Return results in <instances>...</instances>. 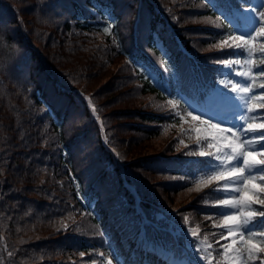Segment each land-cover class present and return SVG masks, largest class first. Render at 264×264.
Listing matches in <instances>:
<instances>
[{"label": "trees", "instance_id": "16d2710c", "mask_svg": "<svg viewBox=\"0 0 264 264\" xmlns=\"http://www.w3.org/2000/svg\"><path fill=\"white\" fill-rule=\"evenodd\" d=\"M252 1L0 0V264H228V173L188 101L242 56ZM255 10L252 242L237 264H264V0Z\"/></svg>", "mask_w": 264, "mask_h": 264}, {"label": "rangeland", "instance_id": "374dc122", "mask_svg": "<svg viewBox=\"0 0 264 264\" xmlns=\"http://www.w3.org/2000/svg\"><path fill=\"white\" fill-rule=\"evenodd\" d=\"M257 1L255 0L250 8L242 15L239 32L242 35L252 29V21L256 17L254 7ZM250 50L247 51L246 58L243 62L238 63L237 70L231 71L229 64L226 67L229 68V77H223L219 81V85H222L224 81L231 82L236 80L238 82L233 83L232 86H236L235 99L225 100L224 94L220 96L219 90H213L208 96L206 103H203V110L199 109L194 101L190 102L191 110L194 114L202 115V119H198V127L202 128L206 135L213 138L216 152L220 159V166L229 171L228 188L226 192V211H230L227 217L234 231H232V238L234 239L225 248L227 258H236L240 261L241 256L244 255L245 250L248 248L252 241V222L248 220L244 214V198L246 191H248L249 183L254 181L252 176L253 163L245 158L247 153L254 154V149L257 147L255 138L246 137L243 126L248 120L252 107H249L252 101L251 93L254 95V85L250 87L249 80L247 81V66H250ZM241 68V69H240ZM243 68L246 71H241ZM254 77V76H253ZM253 77L251 81L253 80ZM195 108V109H194ZM247 112V116L245 115ZM223 113V114H221ZM249 113V116H248ZM200 115V116H201ZM245 127H251L250 124ZM215 152V150H214ZM223 173V172H219ZM229 224V225H230ZM240 263H242L240 261Z\"/></svg>", "mask_w": 264, "mask_h": 264}]
</instances>
